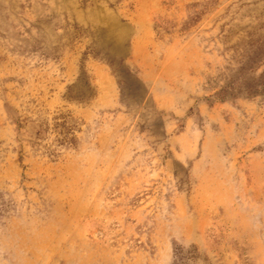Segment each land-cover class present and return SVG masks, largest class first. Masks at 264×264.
Masks as SVG:
<instances>
[{
	"label": "rangeland",
	"instance_id": "rangeland-1",
	"mask_svg": "<svg viewBox=\"0 0 264 264\" xmlns=\"http://www.w3.org/2000/svg\"><path fill=\"white\" fill-rule=\"evenodd\" d=\"M0 264H264V0H0Z\"/></svg>",
	"mask_w": 264,
	"mask_h": 264
}]
</instances>
